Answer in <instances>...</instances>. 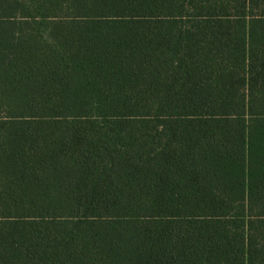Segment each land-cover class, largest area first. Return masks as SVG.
<instances>
[{
    "label": "trees",
    "instance_id": "16d2710c",
    "mask_svg": "<svg viewBox=\"0 0 264 264\" xmlns=\"http://www.w3.org/2000/svg\"><path fill=\"white\" fill-rule=\"evenodd\" d=\"M0 264H264V0H0Z\"/></svg>",
    "mask_w": 264,
    "mask_h": 264
}]
</instances>
